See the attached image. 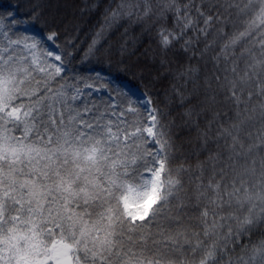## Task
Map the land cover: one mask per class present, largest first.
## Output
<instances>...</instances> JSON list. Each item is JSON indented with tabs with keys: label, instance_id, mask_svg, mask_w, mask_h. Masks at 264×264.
Listing matches in <instances>:
<instances>
[{
	"label": "snow or ice",
	"instance_id": "obj_1",
	"mask_svg": "<svg viewBox=\"0 0 264 264\" xmlns=\"http://www.w3.org/2000/svg\"><path fill=\"white\" fill-rule=\"evenodd\" d=\"M29 5L0 12V264H264V0L105 9L82 59L125 24L185 56L165 94L196 146L175 166L160 103L70 74L75 45Z\"/></svg>",
	"mask_w": 264,
	"mask_h": 264
},
{
	"label": "trees",
	"instance_id": "obj_2",
	"mask_svg": "<svg viewBox=\"0 0 264 264\" xmlns=\"http://www.w3.org/2000/svg\"><path fill=\"white\" fill-rule=\"evenodd\" d=\"M45 16L40 22V27L47 26L60 33V46L65 48L70 40L75 47L68 46L72 53L70 60V74L84 77L93 76L96 72L102 75L111 73L113 77L131 82L138 86L142 92L148 93L160 107L168 114L164 120L167 124L171 121L174 125L173 137L180 151L175 153L177 159L173 166L180 163L181 155L189 156L191 149L196 145H189L186 140L188 129L183 125V108L171 93L166 97L165 90L172 84L182 83L170 77L175 73L179 63L185 60L184 54L178 49L162 52L159 38L155 30L147 31L137 24L123 27H113L105 33L104 51L88 60L82 59L96 31L104 21V13L111 0H42ZM23 5L19 16L24 17L29 10V0H0V12L10 10L8 5ZM127 29V31H125ZM22 30V29H21ZM125 51L121 52V46ZM167 61L162 66L160 61ZM96 95V94H94ZM255 131V130H254Z\"/></svg>",
	"mask_w": 264,
	"mask_h": 264
},
{
	"label": "rangeland",
	"instance_id": "obj_3",
	"mask_svg": "<svg viewBox=\"0 0 264 264\" xmlns=\"http://www.w3.org/2000/svg\"><path fill=\"white\" fill-rule=\"evenodd\" d=\"M121 81H123L125 83V85H127L128 87H131L133 89H138V90L142 91L138 86H135V85L131 84V82H128V81H125V80H121Z\"/></svg>",
	"mask_w": 264,
	"mask_h": 264
}]
</instances>
